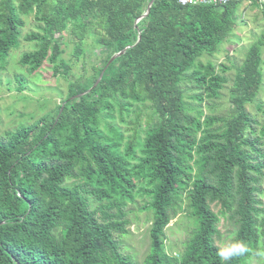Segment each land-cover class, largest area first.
<instances>
[{
  "label": "trees",
  "instance_id": "trees-1",
  "mask_svg": "<svg viewBox=\"0 0 264 264\" xmlns=\"http://www.w3.org/2000/svg\"><path fill=\"white\" fill-rule=\"evenodd\" d=\"M149 1L0 0V62L22 37L36 41L20 56L29 72L48 60L64 73L71 67L60 57L65 30L76 38V58L87 35L101 47L99 64L69 79L51 112L0 137V264H133L116 236L128 231L126 207L137 194L154 209L144 264H247L264 253V114L259 121L247 108L263 81L264 27L235 67L230 110L209 114L201 103L218 95L228 66L201 56H212L236 29L234 10L244 0H153L134 25ZM248 1L264 20V2ZM29 15L43 26L22 35ZM186 79L200 89L189 95L196 104L186 100ZM137 103L152 114L144 136L134 129L123 142L113 120H130ZM215 206L235 219L231 245H245L243 254L218 255ZM184 209L194 227L172 252L166 229Z\"/></svg>",
  "mask_w": 264,
  "mask_h": 264
},
{
  "label": "rangeland",
  "instance_id": "rangeland-1",
  "mask_svg": "<svg viewBox=\"0 0 264 264\" xmlns=\"http://www.w3.org/2000/svg\"><path fill=\"white\" fill-rule=\"evenodd\" d=\"M249 1L239 2L235 8V18L237 27L219 45L212 56L204 54L201 56L202 62L208 60L214 63H224L228 69L223 73L227 77V82L219 90L217 96L205 98L201 106L209 114H226L232 104L230 101L231 84L235 67L244 59L246 50L255 38L261 33L264 27V20L258 9L249 6ZM43 23L36 20L32 15L25 17V24L21 29L22 35L30 32H38ZM59 34L56 33L55 36ZM76 38L67 30L62 32L60 38V57L71 65L68 71L56 74L53 63L46 60L42 67L35 72H29L27 67L20 62L22 53L32 51L36 48V41H28L22 37L19 39L17 47L13 48L5 62H0V137H5L7 132L16 128L28 125L41 115L51 112L68 92V81L79 76H88L92 73V66L99 64L101 47L96 48L90 36H86L82 43L84 54L76 58L73 55ZM263 81L261 89L256 98L247 104L249 112L262 120L264 110V47L262 64ZM182 85L186 88V100L191 104H196L197 100L189 95L199 92L195 83L186 79ZM130 112L128 121L122 123L117 117L113 122L123 130L125 139L132 136L134 129H137L140 136H144V128L152 114L151 107L139 105ZM141 109V111H139ZM140 113L139 122L136 120L137 113ZM259 206L264 209V180L261 182V193L258 194ZM150 197L149 200H151ZM148 201L146 195L137 194L135 199L128 203L127 218L129 224L126 233L117 234L120 249L130 256L133 264H144L143 259L150 248L149 226L154 215V209L150 206L145 208ZM218 213V235L216 243L222 249L230 247L235 235V219L229 212H220V207L215 206ZM264 213L259 215L262 216ZM166 229V244L170 251L175 252L183 248V245L194 227V220L185 209L173 218ZM264 253L253 255L247 264H263Z\"/></svg>",
  "mask_w": 264,
  "mask_h": 264
},
{
  "label": "water",
  "instance_id": "water-1",
  "mask_svg": "<svg viewBox=\"0 0 264 264\" xmlns=\"http://www.w3.org/2000/svg\"><path fill=\"white\" fill-rule=\"evenodd\" d=\"M262 1L264 2V0H262ZM152 2H153V0H150V1H149V3H148V5H147V8H146L145 12H144L142 15H140L139 18H138L137 20H135L134 25H136L137 21H139L141 18L145 17V16L149 13L150 6H151ZM139 38H140V35H138V39H137V40H139ZM128 47H130V46H126V47L123 48L122 50H120V51H118V52H115L114 54H112V55L110 56L108 62H107L106 65L104 66L103 70L100 72V74H99V76L97 77V79L95 80L93 86L97 85V83L99 82V80H100L101 77H102V74H103L104 69L109 65V63L112 62L116 57H118V56H120L121 54H123L124 51H125ZM93 86H92V87H93ZM86 91H89V89L86 90ZM86 91H85V92H86ZM85 92H82L81 94H83V93H85ZM81 94H77V96H79V95H81Z\"/></svg>",
  "mask_w": 264,
  "mask_h": 264
},
{
  "label": "clouds",
  "instance_id": "clouds-1",
  "mask_svg": "<svg viewBox=\"0 0 264 264\" xmlns=\"http://www.w3.org/2000/svg\"><path fill=\"white\" fill-rule=\"evenodd\" d=\"M246 251L247 248L245 247V245L240 242H235L230 247L221 249L218 255L221 258H231L233 255L243 254Z\"/></svg>",
  "mask_w": 264,
  "mask_h": 264
},
{
  "label": "built area",
  "instance_id": "built-area-1",
  "mask_svg": "<svg viewBox=\"0 0 264 264\" xmlns=\"http://www.w3.org/2000/svg\"><path fill=\"white\" fill-rule=\"evenodd\" d=\"M232 0H177L181 5H196V4H227Z\"/></svg>",
  "mask_w": 264,
  "mask_h": 264
}]
</instances>
